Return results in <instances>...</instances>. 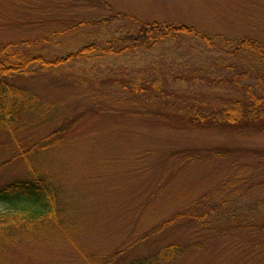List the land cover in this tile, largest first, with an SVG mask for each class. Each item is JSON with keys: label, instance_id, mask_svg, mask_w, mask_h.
<instances>
[{"label": "rangeland", "instance_id": "obj_1", "mask_svg": "<svg viewBox=\"0 0 264 264\" xmlns=\"http://www.w3.org/2000/svg\"><path fill=\"white\" fill-rule=\"evenodd\" d=\"M56 3L61 4L57 10L53 6ZM54 9L55 13L63 10L60 15L66 23L109 19L121 13L145 22H187L207 34L232 39L251 37L264 43V0H0V47L50 29L46 21L29 27L32 30L25 28V23L40 16L52 18ZM124 25L123 20L113 21L108 32H118ZM180 47L181 43H175L165 49ZM165 49L145 57L122 58L114 66L115 72L135 69L140 60L144 63L140 70L148 69L152 62L161 61ZM196 49L201 51L198 45ZM189 58L191 64L198 62L195 55ZM8 81L55 106L59 117L68 119L65 126L76 124L67 129V138L58 146L32 159L37 170L40 165V175L60 192L57 201L64 208L60 212H67L65 222L72 228L68 239H53L46 244H14L6 239L13 233L0 236V264H128L174 241L188 244L194 225L186 220L138 244L135 241L185 210L189 191H197L191 194L196 201L230 176L229 160L206 159L207 154L229 151L234 156L242 155L238 163L248 170L256 165L254 155L264 153V134L173 130L153 120L106 113V101L85 95L92 82L79 80L68 68ZM42 132L33 134L25 146L30 149L42 141L41 137H50L49 132ZM19 144L0 136L2 186L32 178L25 161L13 158ZM179 154H194L199 161L180 175H173L178 170L172 168L173 164L179 161L166 157ZM163 156L166 160L161 159ZM263 179L261 173L251 177L254 182ZM5 211V205L0 204V213ZM249 237L218 235L205 241L203 251L190 253L176 264H249L240 262ZM130 244L134 246L127 249ZM120 250L123 253L114 257Z\"/></svg>", "mask_w": 264, "mask_h": 264}, {"label": "trees", "instance_id": "obj_2", "mask_svg": "<svg viewBox=\"0 0 264 264\" xmlns=\"http://www.w3.org/2000/svg\"><path fill=\"white\" fill-rule=\"evenodd\" d=\"M60 5L53 4L56 10ZM61 13L63 10L55 13L54 9L52 18L31 19L25 28L45 21L51 28L0 47V136L6 135V141L12 143L20 142L13 158L23 159L32 174L26 182L0 185V204L6 208L0 213V236L13 233L6 239L14 244H46L53 243V239H68L72 228L65 222L67 212H60L64 209L57 201L60 192L40 175V165L37 170L32 159L58 146L67 138V129L76 124L65 126L68 119L59 117L55 106L11 84V78L68 68L77 73L79 80L92 82L85 95L106 101V113L153 120L173 130L264 134L263 42L251 37L232 39L207 34L187 22H145L121 13L109 19L66 23ZM116 20L125 21V25L118 32H108ZM175 43L182 47L165 49ZM162 49L166 51L161 61L152 62L148 69L140 70L144 64L140 60L135 69L115 72L114 66L122 58L145 57ZM192 55L198 62L190 63ZM39 130L49 132L50 137L42 135V141L29 149L25 141ZM239 156L229 151L207 154L206 159L229 160L230 176L196 201H192L191 194L197 191L186 193L190 199L185 210L135 241L138 244L186 220L194 225L188 244L174 241L128 264H176L190 253L203 251L206 240L229 233L250 236L248 243L244 241L245 255L240 262L264 264V179L251 181L253 175H264V153L254 155L256 165L248 170L238 163ZM161 159H177L179 164L172 168L178 170L173 175H180L199 161V156L179 154Z\"/></svg>", "mask_w": 264, "mask_h": 264}]
</instances>
